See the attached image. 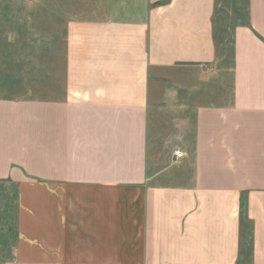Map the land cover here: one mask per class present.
Instances as JSON below:
<instances>
[{"label": "crops", "instance_id": "crops-1", "mask_svg": "<svg viewBox=\"0 0 264 264\" xmlns=\"http://www.w3.org/2000/svg\"><path fill=\"white\" fill-rule=\"evenodd\" d=\"M59 3L0 25V264H264V0Z\"/></svg>", "mask_w": 264, "mask_h": 264}, {"label": "rangeland", "instance_id": "rangeland-1", "mask_svg": "<svg viewBox=\"0 0 264 264\" xmlns=\"http://www.w3.org/2000/svg\"><path fill=\"white\" fill-rule=\"evenodd\" d=\"M65 1V0H64ZM90 0H85V8L92 6L89 4ZM60 0H0V25L2 23L12 29L13 24H18L22 20L24 23H30V16L27 12L30 9L44 8L47 6H60ZM67 3V2H66ZM64 3V4H66ZM69 6H75V0H68ZM220 11L223 13L222 18H226L225 15L228 14L227 18H230L228 9L237 8L242 10L239 13V18L244 19L245 9L247 7V0H219ZM30 13V12H29ZM70 18V17H69ZM85 19H90V16H84ZM3 57L0 56V70L3 66ZM12 193L10 191L0 192V198L11 201Z\"/></svg>", "mask_w": 264, "mask_h": 264}, {"label": "built area", "instance_id": "built-area-1", "mask_svg": "<svg viewBox=\"0 0 264 264\" xmlns=\"http://www.w3.org/2000/svg\"><path fill=\"white\" fill-rule=\"evenodd\" d=\"M205 71L207 72V73H214L215 72V69H214V67H210V66H205ZM182 156H183V154L181 153V152H175V157L177 158V159H179V158H182Z\"/></svg>", "mask_w": 264, "mask_h": 264}]
</instances>
